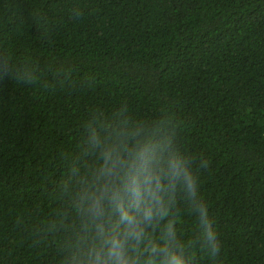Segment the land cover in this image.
Listing matches in <instances>:
<instances>
[{
  "label": "trees",
  "instance_id": "trees-1",
  "mask_svg": "<svg viewBox=\"0 0 264 264\" xmlns=\"http://www.w3.org/2000/svg\"><path fill=\"white\" fill-rule=\"evenodd\" d=\"M0 65V264H60L58 218L92 162L81 129L121 104L171 114L210 161L221 248L196 264H264V0H0Z\"/></svg>",
  "mask_w": 264,
  "mask_h": 264
},
{
  "label": "clouds",
  "instance_id": "clouds-1",
  "mask_svg": "<svg viewBox=\"0 0 264 264\" xmlns=\"http://www.w3.org/2000/svg\"><path fill=\"white\" fill-rule=\"evenodd\" d=\"M12 78L0 65V78ZM180 122L166 112L138 116L127 104L97 111L81 129L91 164L73 175L70 214L58 218L60 264H196L198 247L215 260L221 241L200 194L210 161L185 151ZM199 232L182 238L180 205Z\"/></svg>",
  "mask_w": 264,
  "mask_h": 264
}]
</instances>
